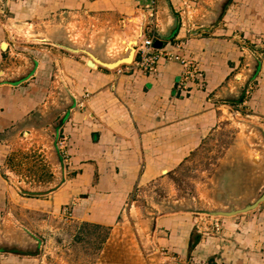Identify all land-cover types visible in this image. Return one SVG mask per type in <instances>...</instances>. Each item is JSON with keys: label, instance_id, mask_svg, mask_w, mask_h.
I'll list each match as a JSON object with an SVG mask.
<instances>
[{"label": "crops", "instance_id": "obj_1", "mask_svg": "<svg viewBox=\"0 0 264 264\" xmlns=\"http://www.w3.org/2000/svg\"><path fill=\"white\" fill-rule=\"evenodd\" d=\"M218 1L0 0V161L7 157L1 147L8 133L28 138L48 113L61 116L66 109L55 139L67 137L72 175L48 192V200L28 198L35 204L32 213L43 207L53 216L58 211L68 224L113 225L135 209L137 193L156 182L169 186L222 122L244 115L246 126L264 139V0H231L210 27L203 20ZM66 13L118 17L123 23L139 13L144 21L134 40L145 34L161 41L162 49L182 45L179 53L197 60L204 86L192 81L181 90L183 68L173 61L160 59L153 73L142 71L137 49L131 63L114 69L96 62L90 67L88 59L63 48L38 46H31L35 56L25 58L28 65L13 61L14 54L21 55L15 49H23L13 32L30 19ZM263 166L264 159L261 172ZM162 208L171 211L151 217L155 240L180 264H264V201L251 211L213 218L207 231L196 226L193 212ZM17 224L23 235L11 243H38L27 233L28 223ZM36 255L2 250L0 264H35Z\"/></svg>", "mask_w": 264, "mask_h": 264}, {"label": "rangeland", "instance_id": "obj_2", "mask_svg": "<svg viewBox=\"0 0 264 264\" xmlns=\"http://www.w3.org/2000/svg\"><path fill=\"white\" fill-rule=\"evenodd\" d=\"M229 4L231 1L226 9ZM221 13L217 2L203 23L210 25ZM134 16L124 23L119 21L122 18L85 13H66L55 19L52 16L30 19L18 32H13L14 40L23 48L15 49L21 55L14 54L13 61H25L28 65L29 60L26 62L25 58L35 56L31 54L35 51L31 46L64 51L55 41L86 46L102 59L112 60L126 46L134 44L138 35L136 27L144 21L139 13ZM182 17L185 21V13ZM76 55L90 58L85 53ZM65 110L60 109L61 116L48 113L28 138L19 132L8 133L6 141L3 138L1 154L7 157L0 161V251L20 250L19 247L26 251L38 250L35 264H180L176 255L155 240L150 219L158 212L171 211L163 206L193 212L196 226L207 231L217 216L197 207L222 208L221 202L227 199L236 201L239 196L240 199L248 196L255 199L264 189V170L258 169L264 159V139L254 126H246V116L238 115L219 125L204 145L176 170L169 186L156 182L155 187L137 193L135 209L124 212L113 225L68 224L57 217L58 211L53 216L43 207L38 214L32 213L35 204L31 197L48 200V192L72 175L68 169L69 159L60 160L55 139ZM236 193L240 195L234 196ZM153 204L159 205V210L148 208ZM67 212V209L63 211L64 217L68 216ZM24 222L29 224L27 233L36 235L38 243L32 240L22 246L11 243L13 238L20 239L23 235H19L17 223Z\"/></svg>", "mask_w": 264, "mask_h": 264}, {"label": "built area", "instance_id": "obj_3", "mask_svg": "<svg viewBox=\"0 0 264 264\" xmlns=\"http://www.w3.org/2000/svg\"><path fill=\"white\" fill-rule=\"evenodd\" d=\"M155 39L153 36H148L141 34L137 38L135 49L138 50L139 59L137 62L138 68L147 73H153L156 70L157 63L160 59L165 61H173L179 63L183 70L181 74V79L179 81V88L186 91L187 83L197 81L198 87L201 88L205 84V77L198 66V62L193 57H187L179 53L182 45L175 44L172 45L171 49L157 48L154 45ZM176 49V50H175ZM82 103H78L81 106ZM56 147L59 152L62 161H68L67 153V137L64 135H58Z\"/></svg>", "mask_w": 264, "mask_h": 264}, {"label": "water", "instance_id": "obj_4", "mask_svg": "<svg viewBox=\"0 0 264 264\" xmlns=\"http://www.w3.org/2000/svg\"><path fill=\"white\" fill-rule=\"evenodd\" d=\"M231 0H220V2L218 1V8H221L222 13L218 15V17L216 18V20L214 22H212L209 26H213L216 25V23H218L226 9V5H228V3H230ZM137 39L134 42V44L130 47H125L124 51H122L120 54H118V56H116L114 59L112 60H105L102 59L101 57H99L97 54L92 53L86 46H73L70 45L68 43H63V42H58L55 41L54 43H56L59 47L72 52V53H85L86 55H88L90 58L87 61V64L92 67L94 65V62L97 63L96 66H101V67H105L107 69H114L116 67H118L119 65L122 64H129L132 62L134 53H135V45H136ZM154 45L159 48L162 45V42L159 40H156L154 42ZM264 168V166H263ZM263 172V170H262ZM264 201V189L261 191V193L259 194V196L255 199H252L251 197H246L244 199H240V200H233V199H227L226 201L221 202L224 207H227L224 209V207H215V208H206V207H197L198 210L203 212H206L208 214L214 215V216H221V217H230V216H234L237 214H241V213H245L248 211H251L253 209H255L261 202ZM11 252L19 254V255H36L38 253V251L36 250V252H30V253H26V252H22L19 250H11Z\"/></svg>", "mask_w": 264, "mask_h": 264}, {"label": "trees", "instance_id": "obj_5", "mask_svg": "<svg viewBox=\"0 0 264 264\" xmlns=\"http://www.w3.org/2000/svg\"><path fill=\"white\" fill-rule=\"evenodd\" d=\"M175 34V32H172V35H174Z\"/></svg>", "mask_w": 264, "mask_h": 264}]
</instances>
